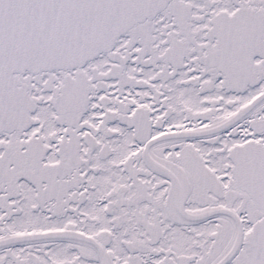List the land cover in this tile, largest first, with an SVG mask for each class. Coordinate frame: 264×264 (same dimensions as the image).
Listing matches in <instances>:
<instances>
[{"label":"snow or ice","instance_id":"snow-or-ice-1","mask_svg":"<svg viewBox=\"0 0 264 264\" xmlns=\"http://www.w3.org/2000/svg\"><path fill=\"white\" fill-rule=\"evenodd\" d=\"M0 264H264V0H0Z\"/></svg>","mask_w":264,"mask_h":264}]
</instances>
